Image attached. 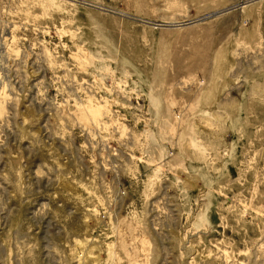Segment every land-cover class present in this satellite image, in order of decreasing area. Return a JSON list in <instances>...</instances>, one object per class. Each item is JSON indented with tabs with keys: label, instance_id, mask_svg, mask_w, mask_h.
<instances>
[{
	"label": "rangeland",
	"instance_id": "obj_1",
	"mask_svg": "<svg viewBox=\"0 0 264 264\" xmlns=\"http://www.w3.org/2000/svg\"><path fill=\"white\" fill-rule=\"evenodd\" d=\"M249 1L0 0V264H264Z\"/></svg>",
	"mask_w": 264,
	"mask_h": 264
},
{
	"label": "bare ground",
	"instance_id": "obj_2",
	"mask_svg": "<svg viewBox=\"0 0 264 264\" xmlns=\"http://www.w3.org/2000/svg\"><path fill=\"white\" fill-rule=\"evenodd\" d=\"M257 0H250L249 2H254ZM221 11H226V10H221ZM216 17V16H215ZM191 23V22H190ZM191 25V24H190ZM87 116V118L90 119V121H94L95 123L98 122V120L100 119V117L102 116V110L98 107V108H88L87 110H85L84 112ZM88 120V119H87ZM132 261V260H131Z\"/></svg>",
	"mask_w": 264,
	"mask_h": 264
},
{
	"label": "water",
	"instance_id": "obj_3",
	"mask_svg": "<svg viewBox=\"0 0 264 264\" xmlns=\"http://www.w3.org/2000/svg\"><path fill=\"white\" fill-rule=\"evenodd\" d=\"M233 7H229L228 9H225L226 11H218V12H214V13H210V14H207V15H205L204 17H201V18H198V19H196V20H194V21H191V23H184V25H182V26H188V25H190V24H194V23H198V22H201V21H203V20H205V19H209V18H213V17H215V16H219V15H221V14H223V13H225V12H227V11H229V10H231Z\"/></svg>",
	"mask_w": 264,
	"mask_h": 264
}]
</instances>
